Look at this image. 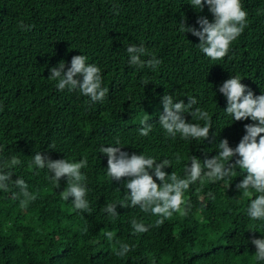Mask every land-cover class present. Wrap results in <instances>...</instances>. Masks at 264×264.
Here are the masks:
<instances>
[{"label": "trees", "instance_id": "trees-1", "mask_svg": "<svg viewBox=\"0 0 264 264\" xmlns=\"http://www.w3.org/2000/svg\"><path fill=\"white\" fill-rule=\"evenodd\" d=\"M240 2L247 27L228 54L214 61L200 50L199 38L182 29L184 22L200 30L201 16L214 21L206 4L197 12L191 0H0V170L13 181L8 192L0 190V264H264L255 259L251 243L264 238V219L253 220L247 211L259 193L238 190L247 175L243 169L230 179L202 177L190 185L187 216L174 213L162 225L138 206L117 205L115 218L104 211L107 204L124 203L130 192L128 178L107 176L101 147L171 160L163 171L183 178L191 156L203 163L218 155L223 139L235 148L246 134L244 126L256 123L234 121L219 92L223 82L239 77L254 96L264 94V0ZM21 21L31 28L18 27ZM131 45L145 48L142 60L155 57L162 64L155 70L130 65ZM77 55L101 69L102 87L109 89L103 101L92 102L78 90L60 91L49 78L51 68L64 61L67 71ZM163 95L185 104L194 97L193 108L211 118L208 139L168 135L159 124ZM183 118L205 123L188 113ZM142 119L152 124L148 136L139 134ZM38 152L53 161L87 159L81 171L91 214L61 198L67 179L57 188L47 168L32 164ZM12 157L20 163L5 169ZM18 178L34 201L14 198ZM133 219L149 231L133 234ZM106 231L114 233L112 241ZM121 243L135 245L123 258L115 255Z\"/></svg>", "mask_w": 264, "mask_h": 264}, {"label": "clouds", "instance_id": "clouds-1", "mask_svg": "<svg viewBox=\"0 0 264 264\" xmlns=\"http://www.w3.org/2000/svg\"><path fill=\"white\" fill-rule=\"evenodd\" d=\"M205 4L209 12L213 15L214 21L209 22L204 17H199L197 23L200 30L194 27H185L182 22L183 34L190 32L199 38L197 44L200 50L214 61L223 59L229 52L231 44L237 40L247 27L248 13L242 9L240 0H191L193 9L197 12L203 11ZM184 20V18H183ZM18 27L29 30L31 25L25 26L21 21ZM129 64L138 67H148L157 69L162 61L155 57L144 61L142 56L146 55L143 47L131 45L127 48ZM87 57L77 55L72 57L71 66L64 71L65 62H60L56 67L51 68L49 78L57 81L58 90L68 91L78 90L83 96L89 97L92 102H101L107 96L109 89L102 87L103 78L101 69L91 63H87ZM82 77V79H80ZM219 92L227 98V108L225 111L230 114L234 121L251 119L256 123L246 124V134L242 137L235 148H231L227 139L219 141V153L210 159H205L203 163L195 157H190V166H185L183 178L176 173L168 174L163 169L171 167V160L164 159L157 162L154 157H146L143 154H132L121 151V147H101L100 153L107 156V176L111 180L120 181L128 178L126 187L130 192L126 201L121 204L110 203L104 207V211L112 218L119 214L116 211L117 205L120 207H136L144 213H149L159 217L156 225H162L165 220L171 218L174 213L187 216L190 204L185 199V192L202 177L210 181H221L231 178L236 169L246 170L241 183L237 185L238 190H243L244 195H249V189L259 193L251 200L248 206V215L253 220L264 219V94L254 96L251 90L241 83L239 77H231L223 82L219 87ZM163 114L159 116V124L171 137L180 135L181 139H203L209 137L211 118L207 111L193 108L197 103L194 97L188 98V103L183 100L174 102L172 95H163L161 98ZM188 113L191 117L204 121L201 126L198 123L185 122L183 114ZM142 127L139 130L141 136H148L152 130V124L148 119L140 121ZM119 144V141L116 142ZM233 163L230 161L234 157ZM179 159V157H177ZM19 159L12 157L10 163L6 162L4 168L18 165ZM32 164L38 169L47 168L51 174L49 179L59 187L61 178L67 179V188L61 192V198L68 201L71 198L73 207L81 213L91 214L93 211L87 199L88 188L86 176L81 169L88 166L87 159L78 162H69L65 159L51 160L40 152L33 157ZM151 173V174H150ZM155 177V180L153 179ZM158 180L160 183L156 182ZM13 183L11 174L0 170V190L9 191V185ZM14 184L20 189L14 194V198L23 197L22 204H26L36 199L35 194L28 191V185L23 179H16ZM211 196V193H209ZM214 199L215 197L212 196ZM130 200V204L127 201ZM133 234H142L149 231L150 226H146L136 219L131 221ZM104 236L112 241L114 233L106 231ZM252 244L256 246L255 259L264 261V238L253 239ZM135 245L121 243L115 250V255L125 257L134 249Z\"/></svg>", "mask_w": 264, "mask_h": 264}]
</instances>
